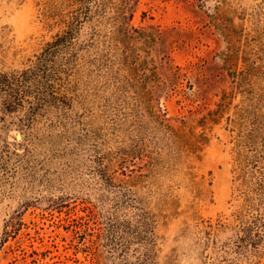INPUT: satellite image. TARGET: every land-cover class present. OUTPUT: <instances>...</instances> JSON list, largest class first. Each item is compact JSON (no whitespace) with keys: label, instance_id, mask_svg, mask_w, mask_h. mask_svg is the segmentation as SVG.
Listing matches in <instances>:
<instances>
[{"label":"rangeland","instance_id":"obj_1","mask_svg":"<svg viewBox=\"0 0 264 264\" xmlns=\"http://www.w3.org/2000/svg\"><path fill=\"white\" fill-rule=\"evenodd\" d=\"M227 1L237 81L215 2L137 0L131 25L151 37L132 44L109 22L81 23L68 112L34 110L31 129H0V264H128L137 245L116 240L111 254L104 235L134 205L157 235L151 264H198L182 231L230 212L238 144L264 124V0ZM78 8L0 0V69L35 60ZM162 122L208 140L193 153Z\"/></svg>","mask_w":264,"mask_h":264},{"label":"trees","instance_id":"obj_2","mask_svg":"<svg viewBox=\"0 0 264 264\" xmlns=\"http://www.w3.org/2000/svg\"><path fill=\"white\" fill-rule=\"evenodd\" d=\"M74 1L79 5L77 11L63 16L67 30L48 42L35 60H30L22 69H0V129L14 123L23 130L31 129L37 117L34 110L58 109L63 112L60 114L68 112L72 106L68 87L76 67L81 23L92 19L109 22L118 37L129 44L151 37L146 28L138 29L131 25L137 0ZM193 1L202 9L209 2H215V14L211 18L229 40L228 52L222 58L233 79L240 80L241 72L245 71L237 68L241 52L234 43L236 29L225 21L228 1ZM9 117H12L10 122ZM163 129L171 139L176 140L175 143H184L193 153L200 151L208 140L204 134L195 136L192 133L190 136L184 129H175L164 123ZM236 154V203L231 206L230 212L216 217H202L195 225L182 231L181 238L189 240V257L198 264H264V124L253 129L245 141L239 142ZM131 212L126 227L120 224L106 227L104 238L108 243V252L115 254L116 240H121L126 242L123 247L126 251L129 246L137 245L132 256L129 253L124 255L126 263L151 264L156 254L157 235L141 207L134 205Z\"/></svg>","mask_w":264,"mask_h":264}]
</instances>
